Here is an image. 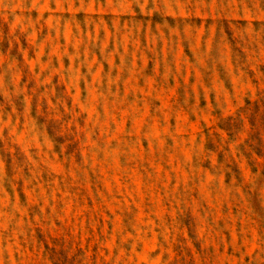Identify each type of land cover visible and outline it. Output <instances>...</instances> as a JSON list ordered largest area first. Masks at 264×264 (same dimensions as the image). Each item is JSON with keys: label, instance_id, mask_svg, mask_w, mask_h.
<instances>
[{"label": "rangeland", "instance_id": "obj_1", "mask_svg": "<svg viewBox=\"0 0 264 264\" xmlns=\"http://www.w3.org/2000/svg\"><path fill=\"white\" fill-rule=\"evenodd\" d=\"M0 264H264V0H0Z\"/></svg>", "mask_w": 264, "mask_h": 264}]
</instances>
